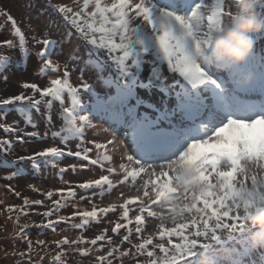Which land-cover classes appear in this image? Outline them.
<instances>
[{
	"label": "snow or ice",
	"instance_id": "obj_1",
	"mask_svg": "<svg viewBox=\"0 0 264 264\" xmlns=\"http://www.w3.org/2000/svg\"><path fill=\"white\" fill-rule=\"evenodd\" d=\"M49 6L86 41L80 82L70 83L68 63L60 75L61 65L51 59L54 39L33 36L34 45H41L35 53L42 61L38 74L51 71L55 78L44 86L24 82L17 94L0 97V157L16 144L47 139V131L41 136L37 130L36 117L52 128L51 109L58 102L61 126L51 138L60 144L17 160L30 162L33 170L51 168L62 180L68 171L99 168L100 174L63 181L46 192L28 185L43 200L5 185L22 203L3 209L13 223L11 250L4 249V258L12 264H45L54 247L48 264H67L70 254L92 257L90 264H124L126 258L134 264H199L202 253L206 264H264V245L252 243L254 231L248 227L254 226V214L264 213V54L257 57L256 49L264 43V29L252 33L253 47L243 63L201 62L225 18L251 12L264 21V0H82ZM0 15L17 38L0 41V48H18L26 63L31 52L25 32L10 13ZM71 35L65 32L66 38ZM77 51L69 60L80 59ZM10 62L0 53V79L7 81ZM85 70L95 73V82L84 79ZM166 71L177 78L170 81ZM256 92L259 101L250 98ZM102 134L107 135L99 138ZM66 157L76 162L61 166ZM9 166L15 167L0 159V167ZM21 174L16 168L0 179ZM124 187H134L135 193L120 190L116 201L103 204V197ZM84 202L89 207H82ZM67 208L71 211L62 214ZM33 215L41 219L32 220ZM101 224L95 235H86ZM34 229L38 236L49 231L59 239L32 240ZM224 230L238 235L222 240ZM213 241L220 246L213 247Z\"/></svg>",
	"mask_w": 264,
	"mask_h": 264
},
{
	"label": "rangeland",
	"instance_id": "obj_2",
	"mask_svg": "<svg viewBox=\"0 0 264 264\" xmlns=\"http://www.w3.org/2000/svg\"><path fill=\"white\" fill-rule=\"evenodd\" d=\"M59 0H44L46 5L40 4L36 5L37 9L40 10L39 12L35 13L30 12L28 13V10H22V6L18 0H0V10H5L11 11L15 14L14 18L18 22V26L21 27V29L25 32L26 34V39L28 41L27 47L29 48L31 55L29 56L27 62L25 63L23 57L21 56V53L19 52L18 48L17 49H9V48H0V53L8 55L11 57V62L10 65L4 73V75L7 76V81L0 79V97H5L8 95H13L17 94L19 91H21L20 85L24 82H36L42 86L46 85L48 80L50 78H55V75L50 71L49 73L41 76L39 75V61L38 58L36 57L35 53L36 51L38 52L40 50L41 45H34V42L32 40V37L35 36L37 39H42L45 35H48V38L51 39L55 38L58 41L56 42V50L52 49L53 55L51 59L54 62H58L61 65L60 69V75L63 74V65L65 63H68L70 71V83L72 85H77L80 82V73L81 70L83 69L84 65H79L76 63L78 60H69V56L71 55H66L67 48L65 47L66 44L70 43L67 41H63L58 35L55 33V29L53 27V20L59 21V26H63L67 29H70L72 32V35L74 36L75 40L78 41V43L81 45V48L83 51H86V41L83 40V38L79 37V35L76 33L74 29L70 27V25H67L62 19L57 16V13L54 9L50 8V4L54 5L57 3ZM64 1V0H60ZM109 1V0H108ZM68 4V0H66ZM110 3V2H108ZM234 10V9H233ZM235 11V10H234ZM46 15V17L50 18L49 19V24H45V21L42 23H39L36 20V16L38 19H40L42 14ZM34 14V15H33ZM3 16L0 15V19H2ZM9 23L3 27V25L0 22V41H3L5 39H11V36L6 34V32L9 31V28L11 26H8ZM32 26L36 27L37 29L33 28ZM59 30H62L61 27H58ZM257 52L261 54H264V43L261 45L257 44L256 45ZM36 50V51H35ZM65 52V53H63ZM106 54V53H102ZM79 62V61H78ZM95 74L91 70H85L83 75L84 79L88 80L90 83L95 82ZM166 75L169 76L170 81L174 80L177 78L178 73H168L167 71L165 72ZM144 76L147 75V67H145L144 70ZM97 91H100V85L97 83L96 84ZM65 101L66 103L69 102V97L65 95ZM91 101H89L90 103ZM43 111V108H42ZM60 111V104L58 102H54L51 113L53 116V127L52 128H47L45 127V124L43 122L42 117H36V119L39 121V128L37 129L40 133L41 136L47 131L48 132V138L47 139H31L29 142L24 143V144H16L14 145V148L11 152H9L6 156L0 157V159H4L7 161H11L15 167L9 166V167H0V177L2 176H7L10 175L13 171L16 170V168L22 169V174L17 176L15 179H12L11 181L6 180V179H0V201H3L2 204H0V264H12V259L4 258V249L7 248L9 251L11 250L10 246L12 244L11 240V234L13 233V223L12 220L8 219L9 214L6 211H3V209L7 205H16V204H21L22 200L20 198H17L12 192L8 191L5 188V185L11 184L16 191L21 192L22 196H28L30 199H44L43 195L40 194V192L33 191L28 187V185H34L36 188L40 189L41 191H48L49 189H54L57 187L63 186V181H82L85 179H88L90 177L95 176L98 177L100 174V169L96 168L94 169V173L90 172L89 177H84V173L86 171H82L76 174H73L71 171H68L67 173L64 174L63 180L56 175V172L52 170L51 168H44L41 167L39 170H33L32 165L28 161H18L16 158L21 155H28L31 154L32 152L42 150L44 147L50 146L52 144H60L59 139H52L51 138V132L58 130L59 127L61 126V120L58 118V113ZM35 116L36 114L33 113ZM15 114H10L9 116V121L13 119ZM96 124L103 125L101 121L99 120H94L93 121ZM23 126V125H22ZM104 127H107L104 125ZM27 131L31 132L34 131L32 128H28ZM87 135L89 138L92 137L93 135V130L87 132ZM107 135V134H105ZM102 134L103 136H105ZM4 134L0 132V138H3ZM73 146L75 144V141L72 142ZM118 161V158H117ZM74 158H64L61 161V166L67 165V164H72L75 163ZM76 176V177H75ZM239 178V176L237 177ZM250 184V180L248 181ZM123 190L126 195L128 194H134L135 193V188H129V187H124L123 189H116L112 192L111 195H106L103 197V204L106 205L112 201H116L117 199V193ZM55 198V197H54ZM78 199V197H77ZM100 202V198L97 197V203ZM45 203H50V201H45ZM82 207H89L87 202H84ZM202 206V204L198 205ZM39 211H43V208H39ZM159 211V209H156ZM71 209H62V214H67L70 212ZM14 216V213H13ZM27 218L22 217L20 220V223H24ZM32 220H40L41 217L33 215L31 217ZM108 219H114L113 216L109 215ZM156 221H149V224H155ZM168 227H171V221L167 224ZM61 228L64 227V225H60ZM103 227V224L101 225H93L90 230L86 232V235L88 236H93L96 234L97 228ZM248 227L252 228L253 231H255V226H251V224L248 225ZM154 228L150 227L148 231H153ZM59 231V229H58ZM69 236H76V232H68L64 233ZM123 234V232L121 233ZM230 235H238V232H230L229 230H224L220 233L221 239L222 240H227V238ZM30 237L32 240L36 239H41V240H46V241H53L56 239H59V236L55 233L45 231L43 235H37V231L34 229L30 233ZM205 243H208V241H204ZM213 247H219L218 242H211ZM22 248L23 245H20ZM55 248L53 247L52 250H50L49 256L45 257V264H48V261L50 260V255L54 254ZM202 251V250H201ZM261 251H264L262 249ZM157 255H160L159 252H157ZM199 256V253L197 254ZM92 257H80L78 255H69L67 258V264H90ZM124 264H134V260L131 258H126L124 260Z\"/></svg>",
	"mask_w": 264,
	"mask_h": 264
},
{
	"label": "clouds",
	"instance_id": "obj_3",
	"mask_svg": "<svg viewBox=\"0 0 264 264\" xmlns=\"http://www.w3.org/2000/svg\"><path fill=\"white\" fill-rule=\"evenodd\" d=\"M264 29V21L249 12L233 20L225 18L219 32L211 37V48L201 58L202 63L212 61L238 65L244 62L252 47V33ZM221 70H224L223 68ZM251 223L255 226L251 240L254 245H264V213L254 214ZM199 264H206L205 254H201Z\"/></svg>",
	"mask_w": 264,
	"mask_h": 264
},
{
	"label": "bare ground",
	"instance_id": "obj_4",
	"mask_svg": "<svg viewBox=\"0 0 264 264\" xmlns=\"http://www.w3.org/2000/svg\"><path fill=\"white\" fill-rule=\"evenodd\" d=\"M19 2H20V4H21V6H22V10L24 9V10H28V13H30V12H34V14L35 13H37V12H39L40 10H38L37 9V7H36V5L38 4V5H40V4H43V5H46V3L44 2V0H18ZM77 2H79V3H82V0H68V4L69 5H72V6H75V3H77ZM105 2H111V0H105ZM61 3H63V4H67V2H66V0H64V1H57V3L56 4H61ZM235 10V9H234ZM0 12H5V10H0ZM7 12V11H6ZM8 13H10L13 17L15 16V14L13 13V12H11L10 10L8 11ZM57 13V12H56ZM33 14V15H34ZM39 14H42L41 15V17H40V19H38V17L36 16L35 18H36V20L39 22V23H42L43 21H45V24H49V19L50 18H48V17H46V15H43V13L41 12V13H39ZM57 16H59V18L60 19H62V14H59V13H57ZM63 20V19H62ZM6 21V18L3 16V18L2 19H0V22H1V24L3 25V27L5 28V26L7 25V23L5 22ZM8 26H11V24L9 23V25ZM33 28H35V29H37L36 27H34V26H32ZM53 27H54V29H55V33L63 40V41H67V42H69L70 41V43H68V44H66V48H67V51H66V55L68 56V55H72L73 53H74V51L76 50V49H78V51L77 52H75V54L78 56V57H80V59H73V60H78L77 61V63L79 64V65H83V61H84V59H86V56H85V51H83V49L81 48V45L78 43V41H76L75 40V38H74V36L73 35H71V38L70 39H68V38H66L65 37V32L66 31H71L70 29H67V28H65V27H63V26H59V24L57 25V24H54L53 23ZM58 27H61V29L62 30H59L58 29ZM6 34H7V36H8V34L11 36V39L12 40H16L17 38L16 37H14L13 35H11V28H9V31L8 32H6ZM257 44H259V45H261L262 43H260V42H258ZM256 44V45H257ZM53 50H56V46L53 48ZM36 51V50H35ZM37 52V51H36ZM63 53H65V52H63ZM70 57V56H69ZM38 58V57H37ZM38 61H39V64L41 63L42 64V61H40L39 59H38ZM40 64V65H41ZM40 65H39V67H40ZM40 69V68H39ZM93 76H95V74H93ZM53 78V77H52ZM253 98H254V96H253ZM145 99H147L146 97H145ZM89 131H92V130H88V132ZM93 136V135H92ZM99 138H102V137H99ZM118 162V161H117ZM89 175H90V172L89 171H86L85 173H84V177H89ZM76 177V176H75ZM52 250V249H51ZM51 256V255H50ZM50 259V258H49Z\"/></svg>",
	"mask_w": 264,
	"mask_h": 264
},
{
	"label": "trees",
	"instance_id": "obj_5",
	"mask_svg": "<svg viewBox=\"0 0 264 264\" xmlns=\"http://www.w3.org/2000/svg\"><path fill=\"white\" fill-rule=\"evenodd\" d=\"M17 159V158H16Z\"/></svg>",
	"mask_w": 264,
	"mask_h": 264
}]
</instances>
